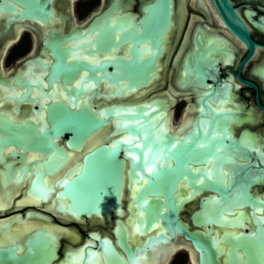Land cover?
I'll return each instance as SVG.
<instances>
[{
  "label": "water",
  "instance_id": "obj_1",
  "mask_svg": "<svg viewBox=\"0 0 264 264\" xmlns=\"http://www.w3.org/2000/svg\"><path fill=\"white\" fill-rule=\"evenodd\" d=\"M220 2L227 25L248 43L247 31L227 0ZM169 5V0H158L153 9L142 15L140 29L135 16L129 14L124 25L119 19H115L112 26L97 23L90 28L93 37L74 35L78 41L62 51L57 49L54 62L48 64L46 86L44 74L18 83L27 88L20 100L31 87L44 97L55 96L50 103L34 111L36 122L13 123L0 115V157L1 152L13 147L9 156L20 162L14 170L12 162H6V171L0 174V214H5L12 204L4 200L24 192L43 200L56 193L53 202H33L26 197L25 202H17L11 212L24 209L25 204L48 203L59 214L84 220L109 216L112 212L124 214L122 205L126 204L125 235L123 226L117 228L125 258L116 252L109 239L95 233L89 234L75 251L59 258L58 243L51 244L55 236L50 231L63 229L51 223L47 215L30 210L25 218L18 213L0 223L1 233L13 224H23L16 232L1 237L0 242L12 245L0 248V264H132L141 252L147 254V260L141 264H169L172 247L179 246L178 239L191 244L197 254V264H221L222 247L227 264H242L234 256L236 248H245L248 241L253 240L254 245L264 247L263 228H258L255 238L248 235L234 238L226 231L220 233L214 229L232 225V220L225 215L231 214L236 202H253L244 185L232 197L233 185L226 188L220 183L219 169L195 171L190 166L205 162L207 157L220 162L215 147L223 146L221 139L203 135L201 124H196L197 132L183 138L173 137L164 122L166 105L148 94L140 100L143 95L126 99L134 95L138 87H145L153 76L156 57L141 59L139 54L158 48V36L168 26ZM156 6L159 8L155 9ZM114 33L120 38L112 42ZM125 40L132 43L128 48L129 59L109 55ZM144 41H149L150 46L138 49V44ZM93 52L107 55L95 58ZM78 55L83 57H74ZM41 67L44 69L46 65ZM93 138L96 141H91ZM233 145V141L227 143V146ZM23 152L34 154L26 161ZM73 156L74 162L67 165ZM64 167L63 174L48 188L44 176H52ZM125 186L129 202H120ZM203 191L215 192L218 197L198 202L197 211L189 219L185 218V206ZM30 217L47 221L49 230L36 229L25 241L23 251L18 239L29 230L25 221ZM127 237L131 245L126 243ZM255 253L256 258L246 254L248 264L258 259L263 249Z\"/></svg>",
  "mask_w": 264,
  "mask_h": 264
},
{
  "label": "flooded vegetation",
  "instance_id": "obj_2",
  "mask_svg": "<svg viewBox=\"0 0 264 264\" xmlns=\"http://www.w3.org/2000/svg\"><path fill=\"white\" fill-rule=\"evenodd\" d=\"M169 2L168 26L158 36V48L151 47L139 54L141 59L156 57L153 76L145 87H138L134 94L143 95L139 100L145 94L151 95L156 102L166 105L167 117L164 122L171 136L183 138L197 132L195 126L201 124L203 135L210 134L212 138L221 139L223 146L215 147L220 162L207 157L205 162L190 166L195 171L219 169L220 183L226 188L233 185L232 197L242 185L247 187L253 202H236L231 214L225 215L232 220V225L214 229L220 233L226 231L234 238L240 235L255 238L258 228L264 229V0H227L247 31L248 43L241 40L225 22V10L220 0ZM157 3L158 0H0V115L13 123L36 122L34 111L43 108L55 96L52 99L44 97L35 87H31L30 92L20 100L27 88L18 86V83L44 74L46 86L48 64L54 62L57 49L62 51L78 41L74 35L91 37V27L101 22L112 26L115 19L124 25L129 14L135 16L137 28L140 29L142 15ZM113 37L112 42H115L120 35L114 33ZM131 44V41L125 40L117 51L112 49L109 55L118 54L120 59L127 60ZM149 46L150 42L144 41L138 44V49ZM105 55L107 53L92 54L95 58ZM42 64L46 65L44 69ZM91 141H96V138ZM229 141H233L234 145L227 146ZM201 145L197 144L198 147ZM11 148L1 152L0 174L6 171V162H12L13 170L20 165L18 158L9 156ZM22 154L28 161L34 153ZM74 157L68 160L67 165L74 162ZM62 169L52 176H44L48 188L63 174ZM209 178L214 179L212 175ZM11 187L15 188L13 184ZM55 193L48 200L35 199L26 192L4 200L12 204L5 214H0V223L18 213L25 218L27 211H38L63 229L50 231L55 236L51 244L55 245V241L58 243L59 258L64 257L66 252L75 251L92 233L109 239L116 252L125 258L122 236L117 235V228L123 226L122 233L125 235L126 204L122 205L124 214L112 212L109 216L84 220L59 214L48 203L36 206L25 204L24 209L11 212L16 209L17 202H25L26 197L33 202H53ZM128 193L125 186L120 202L129 201ZM215 197H218L217 193L203 191L185 206L183 216L189 219L197 211L198 202H208ZM22 225L9 226L5 232H0V239L5 234L16 232ZM25 226L29 230L18 239L23 251L26 249L25 241L33 236L36 229L49 230L48 222L40 218L26 219ZM125 239L131 245L130 239ZM253 242L248 241L247 247L235 249L234 256L242 264H248L246 254L256 258V250L261 249L263 254H258V259H253L252 264H264V247L256 246ZM178 243L183 246L172 255L169 264H192V254L195 259L197 254L191 244L183 239H178ZM11 245L0 242V248ZM226 246L230 248L228 244ZM219 259L221 264L228 263L223 247Z\"/></svg>",
  "mask_w": 264,
  "mask_h": 264
},
{
  "label": "bare ground",
  "instance_id": "obj_3",
  "mask_svg": "<svg viewBox=\"0 0 264 264\" xmlns=\"http://www.w3.org/2000/svg\"><path fill=\"white\" fill-rule=\"evenodd\" d=\"M20 28H21V27H20ZM177 83H178V82H177ZM138 93H139V92H138ZM154 94H155V93H154ZM136 96H138V95H137V92H136V94H134V95H133V94H132V95H129L126 99H128V98H129V99H131V98L133 99V98H135ZM181 123H182V122H181ZM170 124H171V123H170ZM101 133H102V132H101ZM98 135H99V134H98ZM98 135H97L96 137H98ZM74 158H75V157H74ZM74 158H73V159H74ZM69 163H70V162H69ZM63 169H64V168H63ZM63 169H62V170H63ZM62 172H63V171H62ZM58 174H59V173H58ZM56 176H57V175H56ZM60 176H61V175H60ZM57 177H58V176H57ZM54 178H56V177H54ZM58 178H59V177H58ZM126 199H127V198H126ZM126 202H127V201H126ZM128 202H129V201H128ZM125 215H126V214H125ZM177 241H178V240H177ZM180 241H181V240H180ZM185 245H186V244H185ZM180 246H183V245H182V244H179V246H177V245L173 246V247H172V250H171V253H170V256L173 255V254L176 252L177 248L180 247ZM186 246H187V245H186ZM189 249H190V248H189ZM192 252H193V250H192ZM191 258H192V264H196V259H195V256H194L193 254H192V257H191Z\"/></svg>",
  "mask_w": 264,
  "mask_h": 264
},
{
  "label": "clouds",
  "instance_id": "obj_4",
  "mask_svg": "<svg viewBox=\"0 0 264 264\" xmlns=\"http://www.w3.org/2000/svg\"><path fill=\"white\" fill-rule=\"evenodd\" d=\"M147 260L146 253H137L136 257L133 259L132 264H141L142 261Z\"/></svg>",
  "mask_w": 264,
  "mask_h": 264
}]
</instances>
